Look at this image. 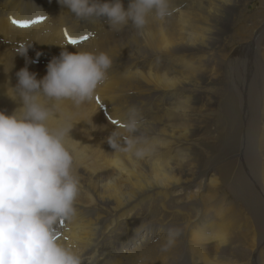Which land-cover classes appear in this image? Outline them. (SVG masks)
I'll use <instances>...</instances> for the list:
<instances>
[{"label": "bare ground", "instance_id": "bare-ground-1", "mask_svg": "<svg viewBox=\"0 0 264 264\" xmlns=\"http://www.w3.org/2000/svg\"><path fill=\"white\" fill-rule=\"evenodd\" d=\"M128 3L122 0L125 9ZM169 7L171 15L150 16L143 29L129 23L115 30L103 18L77 20L57 0H0V111L20 107L7 90L21 68L39 80L48 54H108L112 65L95 97L79 107L58 105L60 119L72 126L68 148L79 180L76 216L70 231L59 225L60 241L82 264H173L180 245L188 252L182 264H264L253 241L264 239V0H169ZM39 16L44 22L27 28L12 23ZM65 30L88 39L69 45ZM132 106L141 123L126 133L119 126ZM114 131L116 149L107 143ZM216 133L232 163L242 156L241 173L233 174L231 163L199 160ZM129 136L136 144L126 151ZM219 184L244 203L258 232L243 233L237 212L221 205ZM135 221L144 231L138 241ZM169 229L179 234L165 249Z\"/></svg>", "mask_w": 264, "mask_h": 264}, {"label": "clouds", "instance_id": "clouds-1", "mask_svg": "<svg viewBox=\"0 0 264 264\" xmlns=\"http://www.w3.org/2000/svg\"><path fill=\"white\" fill-rule=\"evenodd\" d=\"M77 20L105 19L120 30L131 23L143 29L149 17L164 19L172 14L169 0H57ZM26 46L17 53L23 55ZM112 60L104 52L61 51L46 66L41 79L28 68L17 73V85L7 90L20 107L12 114L0 111V264H82L81 257L59 238L76 216L79 180L74 156L68 148L71 124L60 119L58 105L68 101L79 107L91 101L106 82ZM10 93V94H9ZM55 122V126H52ZM141 119L135 106L128 109L120 129L135 133ZM114 131L107 138L112 149L119 145ZM129 136L126 151L134 149ZM135 154L141 156L142 150ZM178 229H169L164 248L174 242Z\"/></svg>", "mask_w": 264, "mask_h": 264}, {"label": "rangeland", "instance_id": "rangeland-1", "mask_svg": "<svg viewBox=\"0 0 264 264\" xmlns=\"http://www.w3.org/2000/svg\"><path fill=\"white\" fill-rule=\"evenodd\" d=\"M253 1H254V3H257L258 0H253ZM255 8L258 9L257 7H255ZM248 10H251V9L248 7ZM259 31H260V28H258V27L256 29H254V36H255L254 37V40H255L254 42H255V44L257 43V38H258V35H259V33H258ZM252 45H254V43ZM253 48H254L253 49V56L255 55L254 59H255L256 63L258 62V67H260V66L263 67V61H262L263 57H262L261 53L259 52L260 50L258 49V47H254L253 46ZM250 49H251V44H249L248 49L246 48V50H247L246 52H247V54L249 56H251ZM255 50L257 51V53H256ZM261 71L264 72V69H261ZM218 138H219V134L218 133L213 134V139L207 145L208 147L205 149L206 151L204 153L200 154L201 156L200 155L198 156L199 160L200 161L204 160V165L205 164H216L217 163L218 164V165L216 164L217 167H219V166L221 167V166H224V164H230L231 163V164L234 165V168L237 166V168H235V169L233 168V174L241 173V171H242L241 164L243 162L242 156H239L238 159H236V157L232 158V160L233 159L235 160V162L232 163L231 160H229V158H228V156H230V155L226 156L227 153H225L223 151L224 149H222V146L220 145ZM242 148H243V146H242ZM242 148H241V150H243ZM189 158H190L192 163H196V160L193 157V155H189ZM205 159H206V161H205ZM238 164H240V165H238ZM261 168L264 169V166L262 164H261ZM233 174H232V177H234ZM243 174L245 176H247L246 175V171H244ZM260 178L258 177V179H257L258 183L261 182ZM247 179H248V182H249V177H247ZM262 181H264V178H263ZM219 185H221V186H219ZM219 185H218V189L216 190V193L219 196V199H221V202H222L221 205L225 206L226 208H229V210H233V211L237 212L236 218L239 221V224H240L241 229L243 230L244 234L246 232L247 233L248 232L251 233L252 231L255 232V230H254L255 227L253 225L254 222L253 221H252L253 223L251 222L252 219L249 218V214H248V211L246 209L247 207L244 205V203L242 201H238L236 198H234V196H233L234 194L232 193L233 194L232 195L230 193V190H229L227 185H225V186H223V184H219ZM226 187H227V189H226ZM192 190L194 191V188H192ZM255 192L257 194L256 190H255ZM257 196L259 197V195H257ZM140 224H141V222H138V221H135L132 224V226H135V230L137 229V233L135 235V240L139 239L142 236V233L144 232V231H141V229H143V228H142V226ZM244 225H246V226H244ZM257 232H258V230H257ZM250 233H248L247 235H250ZM255 235H256V233H255ZM253 239H254L253 241H255L254 242L255 246L258 243L254 253H257V251H259L260 249H261V251L264 252V243H263L264 239L261 240V242H258V240L260 239V238H258V236H254ZM135 243L136 242H134V244ZM186 245H188V244H186ZM179 248H180V250H183V251L175 257L176 261L173 264H182V263H184V259L188 261V256H187L188 252H187L186 247H182V245H180ZM243 252H245L243 249L241 250V252L239 251V255H241V253H243Z\"/></svg>", "mask_w": 264, "mask_h": 264}, {"label": "snow or ice", "instance_id": "snow-or-ice-1", "mask_svg": "<svg viewBox=\"0 0 264 264\" xmlns=\"http://www.w3.org/2000/svg\"><path fill=\"white\" fill-rule=\"evenodd\" d=\"M45 18L43 16H39L37 17L35 20H32V21H29V20H16V19H13L12 20V23L18 27H21V28H27L29 27L31 24H35V23H41V22H44ZM63 36L64 38L67 40V43L69 45H78L79 43L83 42V41H86L88 39L87 36H81L79 40H77L75 37H73L70 33L67 32V30H65L63 32ZM112 123L115 125L118 123V121L116 120H113ZM64 224V221H61L60 222V225L63 226Z\"/></svg>", "mask_w": 264, "mask_h": 264}]
</instances>
